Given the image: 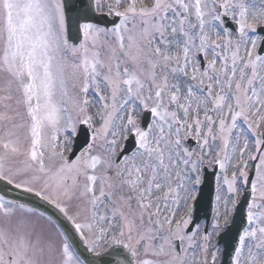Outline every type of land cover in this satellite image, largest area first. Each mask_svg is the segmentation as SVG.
<instances>
[{
	"label": "snow or ice",
	"instance_id": "obj_1",
	"mask_svg": "<svg viewBox=\"0 0 264 264\" xmlns=\"http://www.w3.org/2000/svg\"><path fill=\"white\" fill-rule=\"evenodd\" d=\"M85 252L264 264V0H0V264Z\"/></svg>",
	"mask_w": 264,
	"mask_h": 264
},
{
	"label": "water",
	"instance_id": "obj_2",
	"mask_svg": "<svg viewBox=\"0 0 264 264\" xmlns=\"http://www.w3.org/2000/svg\"><path fill=\"white\" fill-rule=\"evenodd\" d=\"M67 4H71L73 0H65ZM73 42H78V41H73ZM202 189V190H201ZM201 189H199L198 194H199V201H198V209L200 210L198 215H201L202 218V213L204 211L210 212V200L211 196L214 195V184L212 185H203L201 186ZM12 196H18L22 197L23 202L29 203L31 206H39L41 210H46L48 214H56L55 210L51 208V206L44 204L43 202L39 201L38 198L35 197H29L25 194H23L20 191H16L11 194ZM207 204L209 205L207 208L204 207V205ZM62 219V218H61ZM66 223V222H64ZM78 239V238H77ZM224 241H221V245L223 246ZM81 250H83V247L81 245ZM85 255L89 257L90 260L94 261V264H100V257L93 256L87 252H85ZM103 256V255H102Z\"/></svg>",
	"mask_w": 264,
	"mask_h": 264
}]
</instances>
